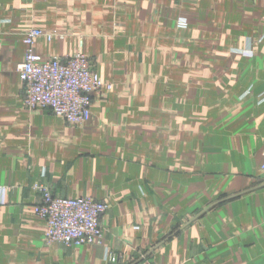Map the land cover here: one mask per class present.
Returning <instances> with one entry per match:
<instances>
[{"label":"crops","instance_id":"obj_1","mask_svg":"<svg viewBox=\"0 0 264 264\" xmlns=\"http://www.w3.org/2000/svg\"><path fill=\"white\" fill-rule=\"evenodd\" d=\"M115 11L124 27L111 40ZM33 26L65 34L37 39L45 58L72 55L80 35L101 64L117 59L107 48L138 54L141 46L175 45L186 54L188 35L201 51L218 53L212 49L232 30L247 36L225 52L251 57L239 50L264 34V0H0V264H112L107 248L127 260L150 240L171 238L177 224L156 262L142 264H264V40L251 44L260 69L248 75L262 81L242 102V88L230 86V117L205 144L193 136L198 148L188 161L186 121L169 113L160 121L166 127L145 125L138 110L146 104L132 88L115 85L97 98L84 126L27 107L17 66L26 55L22 32ZM170 105L166 111H175ZM41 182L57 196L107 203L103 245L45 243L46 222L34 210L44 200L34 188Z\"/></svg>","mask_w":264,"mask_h":264},{"label":"rangeland","instance_id":"obj_2","mask_svg":"<svg viewBox=\"0 0 264 264\" xmlns=\"http://www.w3.org/2000/svg\"><path fill=\"white\" fill-rule=\"evenodd\" d=\"M116 11L112 14V19L108 18V20H110L113 25V32L110 36L111 40L120 39L118 38V36L122 33V29L124 27V24L121 22L122 20H120ZM188 27L189 25H186L182 28L187 29ZM34 28L40 29L46 33H52V40L55 37H65V34L57 30L50 31L35 26L29 27L27 30L22 32L23 43L26 46V52L29 49L25 42V34L29 30ZM243 33L244 32L240 30H232L227 40H225L224 38L222 40H218V42L216 43L217 47L212 49L218 51V53H211V51L207 52V48L201 51L200 49H198L200 40L190 39V35H188L187 39L188 46L186 54H183L182 47L175 45L171 46L170 48L158 47L154 49L152 47L141 46L139 48L140 52L138 54L135 52H131L128 47H116L114 50L112 48H107L106 54L108 56H116L117 58L113 64H101L98 62V58H96V56H91L85 53L83 36L80 35L78 36V46L72 55L78 52L86 55L89 58L94 71L97 72L105 82L112 85L110 89L107 88L105 90H102L101 92H97L93 97L92 105L97 98L105 97L110 91L113 90L114 86L117 85L134 89L137 93L136 97L139 99V102L146 104L145 108L139 106L138 111L146 115L147 122L145 123V125L149 126L150 128L157 130L160 128V125L166 127V125L160 123V121L166 118L169 113L174 114L177 121L185 120L188 140V161H192L196 157L194 149L195 147L198 148V144L193 141V136L200 134L202 138H204L203 144H205V140H207V137L210 136V134L207 132H209L210 129H219V122H224L230 117L229 114L231 112L227 109L226 105L227 103H230L228 101V92L230 86L234 83L237 87H240L239 89L242 88V92L239 95V98L242 102V99H244L245 96H247L248 94H252L254 87V84L252 83L254 81H262L261 79L258 80L248 78V75L252 74V72L258 73V70L260 69L258 63L253 61L254 57H252L253 52L251 50V44H254L258 41H263L264 34H262L258 38H253L251 36L250 38H248V42L250 43L247 44L246 48L239 50L241 54L251 57H233L225 52L229 50L230 47L228 46L231 43L234 42L235 44H239L240 42L245 41L247 35L245 36L243 35ZM222 43H224V45H222ZM226 43H228V46L225 45ZM235 49H239V47H235ZM34 50L36 51L35 46ZM100 65L103 66L107 71H111V73H114L112 74L114 78H110V80L104 79L102 77V74H100L98 71L100 70ZM111 66H113V69H111ZM228 74L240 75L239 77L228 78ZM169 104H171V108H176V110L171 112L166 111V108H168ZM52 113L55 114L54 112ZM55 115L62 117L57 114ZM91 118L81 124H72L67 120L66 121L73 126H84L91 120ZM155 132L158 133L160 132V130ZM34 188L42 194L43 192L41 191V189L47 188L54 194L50 186L45 182L35 184ZM81 196H90L95 198L90 194ZM39 204H37L36 206H38ZM36 206L34 208L35 213ZM105 215L106 213L102 216V218ZM37 216L39 215L37 214ZM43 219L46 222V219ZM101 225L103 229V238L101 243L97 245H103L104 236L108 232L106 226L103 224V220L101 222ZM179 227L180 225L177 224L176 228L172 230L170 234L172 236L171 238H167V236H164L155 238V240L152 241L150 240L148 246L138 248L136 254L131 258L129 257L127 260H123V255L117 250L114 251L115 249L113 250V248L111 247L105 250V258L112 264H124L125 261L128 262L127 264L156 262L155 256L161 250H163L164 246H166L168 242L173 240V236H177L180 229ZM159 230H162L161 227L159 228ZM46 232L47 222L45 230V243H58L48 242L46 239ZM111 257L116 258V260L112 261Z\"/></svg>","mask_w":264,"mask_h":264},{"label":"built area","instance_id":"obj_3","mask_svg":"<svg viewBox=\"0 0 264 264\" xmlns=\"http://www.w3.org/2000/svg\"><path fill=\"white\" fill-rule=\"evenodd\" d=\"M25 36L29 50L17 68L25 90V104L49 109L72 124L90 119L94 95L112 85L94 71L89 58L82 53L45 58L36 52V40H52V33L34 28ZM41 191L44 202L36 206V213L46 219L48 242L65 246L101 243L102 216L108 210L105 202L90 196H57L47 188Z\"/></svg>","mask_w":264,"mask_h":264}]
</instances>
